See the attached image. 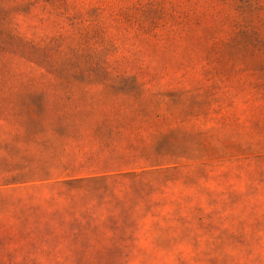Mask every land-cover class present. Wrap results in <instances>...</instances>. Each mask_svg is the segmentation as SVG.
I'll return each mask as SVG.
<instances>
[{
    "label": "rangeland",
    "instance_id": "374dc122",
    "mask_svg": "<svg viewBox=\"0 0 264 264\" xmlns=\"http://www.w3.org/2000/svg\"><path fill=\"white\" fill-rule=\"evenodd\" d=\"M0 264H264V0H0Z\"/></svg>",
    "mask_w": 264,
    "mask_h": 264
}]
</instances>
